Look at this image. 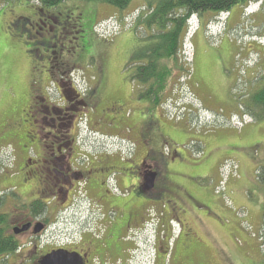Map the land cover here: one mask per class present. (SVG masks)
I'll return each instance as SVG.
<instances>
[{
    "label": "rangeland",
    "instance_id": "374dc122",
    "mask_svg": "<svg viewBox=\"0 0 264 264\" xmlns=\"http://www.w3.org/2000/svg\"><path fill=\"white\" fill-rule=\"evenodd\" d=\"M146 4L147 0H134L126 10L121 11L102 3L66 1L57 8L46 9V12L51 13L52 17H57L60 23H63L70 13L90 12V15L82 20L81 27L84 28L80 40L82 43L75 40L77 31L73 29L75 23L69 21L66 38L62 41L65 46L63 59L67 65L77 63L81 68L75 70L73 77L84 92L88 88L87 83H94V80L90 79L93 75L97 77L102 72L105 74L106 89L99 98L101 106L99 112L109 108L108 103L121 96L117 92L120 77L123 79L127 76L131 55L137 53V49L140 52L145 47L144 42L149 34L139 25V19L146 10ZM36 6V2L32 0L8 3L0 0V125L2 126L4 123L20 120V111L24 106L27 107L25 103L30 92L31 68H35L34 70L38 72L41 67L48 66L49 54L45 53L42 43L53 41L55 46L57 39L49 40V38L62 31V26H57L58 32L42 40L39 37L30 38L25 32L21 33L18 30L21 38H13L11 35L17 29L14 30L9 25L17 18L20 19L19 22L22 19H32L34 22L38 11ZM60 13L61 19L58 16ZM14 24L17 26L18 23ZM263 37L264 3L262 2L250 4L245 8H235L230 15L206 14L201 18H193L177 59L165 60L161 64V68L169 71L170 75L167 78L166 89L161 94L160 104L148 105L152 115L147 112L143 114L147 102L133 95L135 91L144 90V87L138 85L129 87L131 96L135 99L127 104L121 113L128 120L126 124L128 130L129 127H133L132 129L136 128L138 131L143 124L140 120L132 122L133 118H142L149 122V128L150 123L159 122L164 133L166 130L165 139L168 145L179 149L185 158L191 160L180 161L184 172L180 174L182 178L179 186L183 193L177 202L178 207L182 208L181 212L193 225L207 233L213 250L225 254L229 264H264V231L260 224L263 223L264 204L263 208L259 206L260 196L264 193L261 187L257 191L254 188L247 189V195L252 191V194L248 195L250 197L248 202L254 201L259 206L257 213H252L249 219L252 225L248 223V205L242 203V207L238 208L232 200L233 189L235 192L245 191V177L252 180V184L254 180L260 183L259 172L264 166L260 164L264 163V119L257 121L248 116L241 120L246 113L241 104L245 102L247 95L263 86L261 85L263 83L261 80L264 79ZM80 45H83L84 50H79ZM68 51L71 53L69 54ZM77 51L78 57H75ZM229 87H231L230 97ZM87 90L89 91L90 88ZM207 103L215 107H208ZM225 105L230 107H224ZM233 113L240 120L233 118L235 117ZM96 121V117L90 120L93 128L96 127ZM86 122L84 118L82 125L85 126ZM247 125L249 130L244 128ZM241 130L243 131L238 133ZM142 132L144 135L138 136V133L131 131L130 136L136 135L135 139L138 140L139 145L147 146L146 140L148 137L150 140V133L147 130H141L140 133ZM125 135L129 134L125 133ZM125 135L111 140L96 136L92 140L105 147H135L136 144ZM202 137L209 143L205 145V148L209 149L208 154L202 152L204 148ZM152 138L155 143L161 139L157 131H154ZM152 144L154 145V142ZM250 145L253 147L251 148ZM8 146L7 143L0 146V192L10 184L4 180V169L13 171L9 170L11 160ZM258 150H260V158L257 156ZM246 155L250 159L259 158L258 165L261 166L257 165L255 170L252 161ZM261 186L264 187L262 184ZM209 194L210 196L213 194L218 202L215 207L218 208L220 205L221 211H214L200 201L210 200ZM212 200L216 204L213 198ZM77 201L83 204L82 210L90 205L83 201L82 197ZM12 208L10 204L7 211L12 212ZM84 212L87 213L86 210ZM61 220L63 218H60L58 226L53 228L52 236L47 238V241L62 243L65 224ZM194 221L198 223L194 224ZM253 225H257L258 230L253 229ZM190 230L189 224L182 236V242L192 238L193 231ZM245 237L249 238L255 247H247V240L242 241ZM176 240L177 237L173 236L170 245L172 246ZM17 262L18 260L12 257L9 264H17Z\"/></svg>",
    "mask_w": 264,
    "mask_h": 264
},
{
    "label": "flooded vegetation",
    "instance_id": "af4514ba",
    "mask_svg": "<svg viewBox=\"0 0 264 264\" xmlns=\"http://www.w3.org/2000/svg\"><path fill=\"white\" fill-rule=\"evenodd\" d=\"M35 15L34 22L14 19L9 27L17 31L10 35L19 38V30L44 40L58 32L57 26L62 31L49 38L57 39L55 46L53 41L42 43L49 54L48 66L38 72L31 68L27 107L20 111V120L0 125V146L9 145V170H13L3 171L10 184L0 192V214L4 216L0 231L17 246L12 253L0 254V264H9L12 257L17 264H39L56 250L77 253L85 264H229L225 254L213 250L207 233L178 207L184 172L180 161L191 160L168 145L159 122L150 123L149 128V122L133 118L132 122L143 124L138 131L126 128L128 120L121 113L135 99L127 76L120 77L117 92L121 96L101 112L105 74L90 75L94 83H87L90 90L85 92L73 77L81 68L77 63L67 65L62 41L69 21L75 23L73 29L81 28L83 14L70 13L63 23L46 10ZM79 32H75L76 41H80ZM79 50H84L83 45ZM144 101L148 104L143 114L152 115L148 107L152 103ZM94 117L93 128L90 120ZM141 130L150 133L147 146L140 147L136 135L130 136L131 131L143 136ZM154 131L161 137L158 143L153 141ZM125 133L135 147H105L92 140L96 136L111 140ZM81 197L90 204L84 209L87 213L77 201ZM10 204L12 212L7 211ZM60 218L65 224L62 243L47 241ZM189 224L193 236L182 242ZM173 236L177 240L171 246Z\"/></svg>",
    "mask_w": 264,
    "mask_h": 264
},
{
    "label": "trees",
    "instance_id": "16d2710c",
    "mask_svg": "<svg viewBox=\"0 0 264 264\" xmlns=\"http://www.w3.org/2000/svg\"><path fill=\"white\" fill-rule=\"evenodd\" d=\"M8 2H22V0H4ZM30 1V0H28ZM36 2L37 9L46 10L60 6L66 1H85L88 3H102L117 10H126L134 0H32ZM262 2L264 0H147L146 10L139 19V25L149 34L146 38L145 47L142 51L134 53L130 58L127 72L128 81L132 85L144 87L140 90L139 98L149 100L152 105H159L161 94L166 89L169 71L161 68L162 62L169 59H177L179 50H182L183 44L187 37L189 27L193 18L209 14L218 16L220 14H231L235 8L248 7L250 4ZM29 6V4H24ZM83 14V13H82ZM90 12L83 14L80 20L86 19ZM24 21H27L24 19ZM202 25V24H201ZM83 26V25H82ZM80 31L76 35L82 39L84 28L75 29ZM76 31V32H77ZM29 35V34H27ZM81 42V41H80ZM82 43V42H81ZM261 88L252 91L243 104L245 116L254 118L257 121L264 119V79L261 80ZM259 181L264 186V166L259 172ZM1 208V204H0ZM4 221V216L0 214V226ZM262 230L264 231V212ZM17 246L13 244L12 239L2 230L0 231V254L12 253L16 251Z\"/></svg>",
    "mask_w": 264,
    "mask_h": 264
},
{
    "label": "crops",
    "instance_id": "0c3cea01",
    "mask_svg": "<svg viewBox=\"0 0 264 264\" xmlns=\"http://www.w3.org/2000/svg\"><path fill=\"white\" fill-rule=\"evenodd\" d=\"M230 15V14H229ZM230 88L231 87H229L228 88V96L230 97ZM206 106H208V107H215L214 105H212V104H206ZM224 107H227V108H229L230 106H227V105H225ZM236 114L235 113H233V116H235ZM248 126L249 125H247V126H245L244 128L246 129L247 128V130H249V128H248ZM250 127H252V126H250ZM243 128V129H244ZM253 128H254V126H253ZM234 131H238V130H234ZM243 130H241L240 132H238V133H241ZM201 141H202V143L204 144V148H202V152L203 153H206V154H208V152H209V149L206 147L205 148V145H208L209 143L207 142V141H205L204 139H203V137H202V139H201ZM250 147L252 148L253 147V145H250ZM247 150H244V152H246ZM225 152V151H224ZM245 154V153H244ZM243 154V155H244ZM260 150H258V153H257V156L260 158ZM246 157L249 159V160H251L252 161V166H254V168H255V170L257 169V167L258 166H261L262 164H264V163H260L259 165H258V163H259V161H260V159L259 158H255V159H250V157H248L247 155H246ZM262 160V159H261ZM258 165V166H257ZM242 177V176H241ZM253 179V178H252ZM254 180V179H253ZM253 183L254 184H252V180H248L246 177L244 178V184H245V191L243 192L242 190H241V192H235L234 191V189H233V198H232V200H233V203L235 204V206L236 207H238V208H240V207H242V203H244V204H246V205H248V215H247V218H248V223H249V225H252L251 224V222L249 221V219H250V217H251V214L252 213H257V210H258V207L260 206V207H262L263 206V204H264V195H262V196H260V201H259V206L253 201V202H248V199L250 198L248 195L249 194H252V191H250L249 192V194L247 195V189H252V188H254L255 189V191H257V189L259 188V187H261V189H262V191H263V193H264V190H263V188L264 187H262L261 186V184L258 182H256L255 180L253 181ZM207 188V187H206ZM208 189V188H207ZM209 190V189H208ZM210 191V190H209ZM211 192V191H210ZM212 193V192H211ZM245 195H246V197H245ZM211 196H212V198L216 201V204L213 202V200H212V198H211ZM210 196V194H209V197H210V200H200L201 202H204V203H206L207 205H208V207H211V209H213L214 211H221V208H220V205L218 206V208H216L215 207V205H218V202H217V200L214 198V196H213V194ZM237 198H239V199H237ZM262 204V205H261ZM194 207V205L192 204V208ZM263 208V207H262ZM180 209H182V208H180ZM216 209V210H215ZM196 211V210H195ZM260 214H262V211H261V213ZM260 224H262L261 222H260ZM253 229H255V230H258V226L257 225H253V227H252ZM244 240H247L246 242H247V247L249 246V247H252V246H254L253 245V243H252V241L251 240H249V238H242V241H244ZM250 241H251V244H250ZM242 243V242H241ZM235 246H232V248H234ZM255 247V246H254ZM228 248H229V246H228ZM231 249V248H230ZM256 251H257V248H256ZM256 251H255V254H256ZM258 253V252H257ZM255 257V256H254Z\"/></svg>",
    "mask_w": 264,
    "mask_h": 264
},
{
    "label": "water",
    "instance_id": "95a60500",
    "mask_svg": "<svg viewBox=\"0 0 264 264\" xmlns=\"http://www.w3.org/2000/svg\"><path fill=\"white\" fill-rule=\"evenodd\" d=\"M39 264H85V262L77 253L56 250L43 257Z\"/></svg>",
    "mask_w": 264,
    "mask_h": 264
}]
</instances>
